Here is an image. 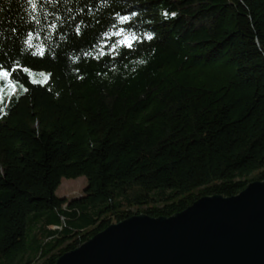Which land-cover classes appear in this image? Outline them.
Instances as JSON below:
<instances>
[{"label": "trees", "instance_id": "trees-1", "mask_svg": "<svg viewBox=\"0 0 264 264\" xmlns=\"http://www.w3.org/2000/svg\"><path fill=\"white\" fill-rule=\"evenodd\" d=\"M0 71V264L264 181V0H0Z\"/></svg>", "mask_w": 264, "mask_h": 264}, {"label": "water", "instance_id": "water-1", "mask_svg": "<svg viewBox=\"0 0 264 264\" xmlns=\"http://www.w3.org/2000/svg\"><path fill=\"white\" fill-rule=\"evenodd\" d=\"M55 264H264V181L168 218L112 224Z\"/></svg>", "mask_w": 264, "mask_h": 264}, {"label": "rangeland", "instance_id": "rangeland-1", "mask_svg": "<svg viewBox=\"0 0 264 264\" xmlns=\"http://www.w3.org/2000/svg\"><path fill=\"white\" fill-rule=\"evenodd\" d=\"M5 72L0 71V79L5 77ZM87 186L85 177H78L76 179H62L61 184L55 191L58 198H66L72 200L80 197Z\"/></svg>", "mask_w": 264, "mask_h": 264}, {"label": "snow or ice", "instance_id": "snow-or-ice-1", "mask_svg": "<svg viewBox=\"0 0 264 264\" xmlns=\"http://www.w3.org/2000/svg\"><path fill=\"white\" fill-rule=\"evenodd\" d=\"M33 7H35L34 4H33ZM127 19H128L127 17H123L122 18V22L125 21V20H127ZM147 38L148 39H151L152 37L149 35ZM29 39H31V37H29ZM135 39H136L135 36H132L131 38L125 37V41L127 42L126 43V46L129 47V48L132 47V41L135 40ZM125 41H122L121 43H124Z\"/></svg>", "mask_w": 264, "mask_h": 264}]
</instances>
